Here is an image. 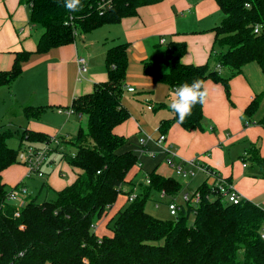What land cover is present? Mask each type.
Returning a JSON list of instances; mask_svg holds the SVG:
<instances>
[{"label": "trees", "instance_id": "obj_1", "mask_svg": "<svg viewBox=\"0 0 264 264\" xmlns=\"http://www.w3.org/2000/svg\"><path fill=\"white\" fill-rule=\"evenodd\" d=\"M158 1L112 0L111 6L100 12L99 0H81L80 11L70 12L63 0H25L30 8L29 22L43 28L35 52L71 44L79 33L116 24L136 15L139 7ZM214 1L223 14L211 28L214 40L209 59L214 66L210 67L208 61L182 62L186 42L171 40L163 58L142 61L143 75L170 88L193 80L201 81L203 88L206 80L221 82L226 93L229 78L249 62H255L264 75V0ZM127 47L126 42L108 47L104 54L106 79L94 83L91 91L75 95L66 107L85 115L86 126L79 127L68 140L75 148L73 154L62 153L77 170L76 176L56 190L54 198L38 201L30 197L19 205L7 201L8 191L22 182L8 190L2 172L19 163L17 153L23 141L40 145L49 142L50 135L30 129H0V264H264V240L259 235L264 208L252 200L223 202L204 180L193 191L200 196L195 208L187 203L175 216L158 218L145 210L151 192L163 189L173 198L182 185L176 178L154 170L145 175L149 183H139L137 197L129 200V194L135 191L138 158L130 149L121 151L127 137L115 131L129 118L122 104ZM31 53L25 49L14 51L10 68L0 70V86L9 87L21 75L22 63ZM220 67L228 68L231 76L223 77ZM261 98L262 93L257 94L244 108L247 118L256 112ZM47 107L24 105L22 114L26 119H35ZM170 112L171 117L159 121V133L178 123ZM201 119L202 104L198 103L178 124L187 130L198 129ZM15 136L18 145L10 147L7 141ZM246 155L264 171V157L257 146L251 145ZM118 195L125 196V200L106 222V231L98 235L95 221L107 214Z\"/></svg>", "mask_w": 264, "mask_h": 264}, {"label": "crops", "instance_id": "obj_2", "mask_svg": "<svg viewBox=\"0 0 264 264\" xmlns=\"http://www.w3.org/2000/svg\"><path fill=\"white\" fill-rule=\"evenodd\" d=\"M29 9L25 0H0V70L10 68L14 51L22 49L32 51L22 63L21 75L14 79L9 87L0 86V120L4 122H0V129H30L48 134L50 137H58V134L63 132L49 127L45 122L44 117L47 110L53 114H61L66 117L65 119L71 115H77L81 122L82 115L75 114L66 107L75 95L89 92L94 83L104 81L106 70L104 68L95 69L97 67L91 63V53L85 52L82 45L75 40L71 44L53 47L43 53L35 52V44L39 36L32 38L34 27L37 24L29 22ZM219 11L214 0H160L139 7L136 15L124 17L116 23L122 28L124 42L128 44L127 53L135 54L139 61L140 70L137 71L136 67L135 73L140 79L139 83L143 86L151 84L142 75V61L152 60L148 57L147 51L150 47L149 40L157 46L165 42V35L170 36V41L186 42V52L182 56V62L195 64L207 62L214 40V31L211 28L221 19ZM208 19H211L210 23H207ZM103 26L92 31H98ZM161 38L164 39L162 42ZM82 41L83 38L80 39V43ZM99 49V54L104 57L107 47ZM79 56L89 62L86 75L84 73L79 75L77 71L76 58ZM127 72L124 91L134 92L135 89L130 85L129 79L133 73L130 70ZM228 83V93H226L221 83L206 80L204 89L207 90V95L202 103L201 128L187 130L174 122L164 133L166 139L163 142L156 141V136H154L156 134H152L153 130L151 133L146 132V128L149 130L150 128L146 127L142 119H146L147 114L133 113L122 101L129 111V118L118 124L115 131L127 137V142L121 147V151L130 149L138 158L140 177L139 179L137 176L134 177L135 187L143 183L145 175L153 170L173 177V169L167 165L166 157H171L172 161L175 159L177 163L197 156L201 162L231 180L246 199L264 208V178H257L254 175L256 173L254 166L247 168V164L241 161L242 154L246 153L251 145L257 146L259 139L264 140V117L256 118L255 113L250 118L244 115V108L253 97L259 94L260 89L254 87L242 70L232 76ZM126 86L132 87L133 90L128 91ZM5 98L9 101L7 107L4 103ZM12 102L16 106L14 109L10 107ZM24 105H48V107L40 117L26 119L22 114ZM158 107L169 110L168 103L165 105L152 104L151 109L156 110ZM171 115V112L166 117L160 115L156 124L158 125L162 118H169ZM246 121H248L247 124ZM74 134L67 133V137L70 139ZM145 134L154 138L146 140L145 149L142 151L140 140ZM60 138L57 145L51 143L52 149L43 166L44 176L47 175V177L41 181V184L44 182L46 188L54 193L70 184L77 172L76 169L72 170L62 157V142L69 139ZM167 143L175 152L174 156H169L162 150ZM26 144L24 142L22 145ZM257 148L259 154L264 157L263 144ZM14 166L17 165L10 167ZM5 171L6 169L2 172V178L8 184ZM200 173L203 177L192 189H189L190 179L180 182L182 185L180 192L192 193L202 181H208L206 175L203 172ZM24 174H26L25 169L14 182L10 183V187L18 182L23 184L27 177ZM51 175H53L52 178ZM41 184L39 189L42 188ZM152 198L153 202H162L159 198L163 197H160L157 192V195Z\"/></svg>", "mask_w": 264, "mask_h": 264}, {"label": "rangeland", "instance_id": "obj_3", "mask_svg": "<svg viewBox=\"0 0 264 264\" xmlns=\"http://www.w3.org/2000/svg\"><path fill=\"white\" fill-rule=\"evenodd\" d=\"M219 12H220L221 16H223L221 11H219ZM210 21H211V19H208L207 23H210ZM42 30H43V28L40 25H35L33 33H32V38L33 39L37 38L40 35V33L42 32ZM82 38H83V41L80 43V39H82ZM164 38H165V42H163L161 44H157V46L153 45V42L151 40H149L150 47L147 48V51H148V57L150 59H161L164 57L165 49L167 47L166 45H167L168 41H170V36L165 35ZM75 41L78 44L82 45V49L85 52L89 51L91 53V59H92L91 63L95 67H97L95 69H99V68L105 69L104 57L102 54H99V50H100L99 48L105 47V46L108 48V47H111L117 43L124 42L125 37L123 35L122 28L119 27V25H117V24H113V25H105L101 29H99L98 31H91L88 33H79L76 35ZM83 44H86V45L83 46ZM88 63L89 62H87V65H88ZM208 63H209L210 67L214 66V62L212 59H209ZM127 64L129 65V66L127 65V71L130 70L133 73V75H131L129 79H130V85L135 89V91L134 92L124 91L122 94V101L128 108L131 109V111L133 113H135V114L136 113L147 114L145 116L146 119H142V121H144L146 123V125H147L146 127L150 128V130L146 128V130H147L146 132L151 133V131L153 130L154 133L152 132V134H156L154 136L157 137V135L159 133L158 125L156 124L157 119L160 115H163V117H166L167 115H169L170 111L167 108L162 109L161 107H158L156 110H152L151 106H152V104H155V103L156 104L169 103V100H170V97L172 95L174 88H170L165 83L153 81L148 76L143 75V73H142V75L148 81H150L151 84H147V85L143 86L141 83H139L140 79H139V77H137L135 75V73H136V67H137V71L140 70V65H139V61L137 59V56L135 54H129ZM219 71L223 77H230L231 76V71L226 67H220ZM242 71H243V74L245 75V77L254 85V87L258 90L260 89L259 90L260 92H263L262 98H261V101L259 104V108L256 110L254 117H256V118L264 117V75L262 74L258 65L255 62H249L248 64H246L242 68ZM84 74L86 75L87 71ZM126 80H127V75H126ZM219 83H221V82H219ZM5 90H7V89L5 88ZM4 103L7 104L6 105V107H7L9 105L8 99L5 98ZM10 107H12L13 109L16 108L15 103L12 102ZM157 110H160V111H157ZM44 118H45V122L49 125V127L55 128V129L57 128V131L63 132V133L61 132L62 134H60V133L58 134V137H57L58 139L60 137H63L64 139L66 138L65 140H67V139H69L67 137V133H76V131L79 127L85 128V126H86L85 115H82V117H81L82 121L79 122L80 119H78L77 115L76 116L71 115L69 118L67 117V119H65L66 118L65 116H63L61 114H56V113L53 114L50 110H47V113H45ZM0 122H2V121L0 120ZM2 123H4V122H2ZM151 137H153V136H151ZM17 141H18V138L15 136V137L8 139L7 144L10 147H16L18 144ZM23 142L27 143L26 140ZM261 144H263V148H264V140L263 139H259V141H257V146H259ZM62 145H63V148H62L61 152L64 153L65 155H71L75 151V148L68 141H63ZM174 161H175V159H174ZM241 161H243L245 163V165L247 164V168H250V166H254V168L256 170V173H254V175H256L257 178H264V171L261 170L248 157V155H246V153L242 154ZM16 165H17L16 167L15 166L14 167H8L9 169L7 168L6 171L4 172L6 175V178L8 180V184L6 186V189H8V190L11 186L10 183L15 181V179L22 172L23 169H25L26 174H27V170L23 164L18 163ZM168 166L173 169V173H172L174 175L173 177L177 178V180H179L180 182H183L184 179H190L189 189H192L193 186L203 177L202 174L200 173V171H198L196 169L194 171L195 172L194 175H192V176H189V175H186L185 177L179 176L175 172V169L173 166H170V165H168ZM71 169L75 170V168H73V167H71ZM26 174H24V175H26ZM52 176L53 175H51V178H52ZM135 176H137L138 177L137 179H139V177H140L139 169L136 171ZM45 177H47V175H45V176L43 175V176L39 177V176H36L35 174H30L27 177H25V179L23 181V185L25 186V196L27 197V199H29L30 197H36V200L41 201L45 198L46 199H50V198L52 199L55 197L54 191L47 189L46 186L39 189L41 181H43L45 179ZM51 181H53V179H51ZM137 189H138V187L134 186L133 190L137 191ZM156 195H157V192H151L149 199L146 200V203H145L146 212L151 214L152 216H155L158 218H170V217H172L168 213L167 202H168V200H171V199L177 200L178 197L174 196L172 198V197H169L168 195H165V196H163V198H159L160 201H162V202H159L158 205H155V202H153L152 197L156 196ZM124 200H125V196L118 195L116 201L114 202V204L112 206V208L107 212V214L104 215L101 219L95 221L94 231L98 235H101L103 232L106 231V229H105L106 222L108 221V219L113 214H115V212L117 211V209L119 208V206L121 205V203ZM14 203L20 204L18 201H14ZM191 219H192V217H190V222H191Z\"/></svg>", "mask_w": 264, "mask_h": 264}, {"label": "built area", "instance_id": "obj_4", "mask_svg": "<svg viewBox=\"0 0 264 264\" xmlns=\"http://www.w3.org/2000/svg\"><path fill=\"white\" fill-rule=\"evenodd\" d=\"M112 0H99L97 4V8L100 12L104 11L105 9L109 8L111 6ZM256 30V29H255ZM164 39L161 38L160 41L162 42ZM77 71L79 75H82L87 71V62L84 57H77ZM219 68V67H218ZM126 89L128 91H132L133 88L130 86H126ZM248 121H246V124ZM151 139V136L149 134H145L143 138L140 140V143L142 144V151L145 149V143L146 140ZM166 136L164 133H159L156 137L157 142H163L165 141ZM60 141L57 137L51 136L49 142L42 143L40 145H33V144H26L23 146L17 153V160L19 163L23 164L27 170L26 176L30 174H35L36 176H43L44 175V169L43 166L46 162V158L51 151V143L58 144ZM162 150L167 152L169 156H174L175 152L170 148V144H166L164 147H162ZM150 155H153L152 152H149ZM165 161L167 165L173 166L175 169V172L179 176L185 177L186 175L192 176L194 175L195 169L203 172L206 177L208 178L207 184L211 189V192L214 194V196H219L220 199L223 202H229V203H238L241 200L245 199V197L236 189L235 185L231 180L226 178L225 176L221 175L216 169L209 167L205 163L200 161L199 157H194L191 159H187L181 162H174L172 161L171 157H166ZM144 183H149V179L147 176H145ZM159 196L163 197L165 196V191L162 189L159 192ZM136 191H133L129 194L128 198L129 200L134 199L137 197ZM178 199H171L167 202V209L168 213L171 216H175L177 212L181 208H185L187 203L193 206L194 208L199 202L200 196L198 193L192 192H180L178 195ZM176 196V197H177ZM25 186L22 184L18 188H12L7 193V201L14 202L18 201L20 204H22L25 200ZM207 198H212V196L207 195ZM159 202H155V205H158ZM19 205V204H18ZM192 214L195 213V209H192ZM18 212H15V215H17ZM260 237L264 240V223L262 224L260 231H259Z\"/></svg>", "mask_w": 264, "mask_h": 264}, {"label": "clouds", "instance_id": "obj_5", "mask_svg": "<svg viewBox=\"0 0 264 264\" xmlns=\"http://www.w3.org/2000/svg\"><path fill=\"white\" fill-rule=\"evenodd\" d=\"M63 6L70 12H79L82 3L81 0H63ZM206 95L207 90L199 80L178 84L172 92L168 108L175 114L177 122L183 123L185 117L191 115L194 105L204 103Z\"/></svg>", "mask_w": 264, "mask_h": 264}]
</instances>
